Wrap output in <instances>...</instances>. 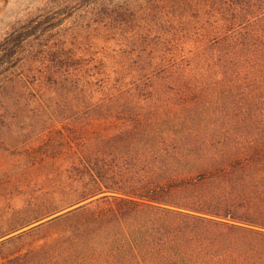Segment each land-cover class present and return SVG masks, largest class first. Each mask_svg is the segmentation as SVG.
Segmentation results:
<instances>
[{"label":"trees","instance_id":"1","mask_svg":"<svg viewBox=\"0 0 264 264\" xmlns=\"http://www.w3.org/2000/svg\"><path fill=\"white\" fill-rule=\"evenodd\" d=\"M8 156L0 264H264V0L25 7L0 33Z\"/></svg>","mask_w":264,"mask_h":264},{"label":"rangeland","instance_id":"2","mask_svg":"<svg viewBox=\"0 0 264 264\" xmlns=\"http://www.w3.org/2000/svg\"><path fill=\"white\" fill-rule=\"evenodd\" d=\"M39 0H0V33L6 28L8 23H10L13 19L16 17H19L24 13V8L29 5H36L38 4ZM81 16V17H79ZM83 12L80 11V9H73L68 10L66 17L68 18L67 21L70 22L69 25L77 24L79 20L82 19ZM65 25V24H64ZM184 105L185 103H152V105ZM203 103H186L188 107L195 109L196 107L202 105ZM207 105V103H205ZM60 109L62 105H57ZM37 120L35 118L30 117H24L21 119V121L17 122L16 124H13V129L17 127H21L24 129H29V127L32 125V122H36ZM61 149H67L65 147H61ZM17 158V157H16ZM15 159L13 157H3L0 161V167H7L12 163Z\"/></svg>","mask_w":264,"mask_h":264}]
</instances>
